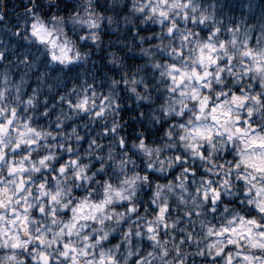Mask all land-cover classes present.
<instances>
[{
  "label": "clouds",
  "instance_id": "clouds-1",
  "mask_svg": "<svg viewBox=\"0 0 264 264\" xmlns=\"http://www.w3.org/2000/svg\"><path fill=\"white\" fill-rule=\"evenodd\" d=\"M0 264H264V0H0Z\"/></svg>",
  "mask_w": 264,
  "mask_h": 264
}]
</instances>
